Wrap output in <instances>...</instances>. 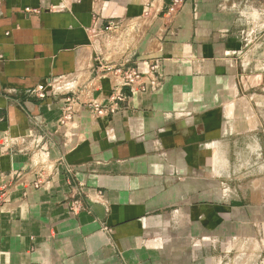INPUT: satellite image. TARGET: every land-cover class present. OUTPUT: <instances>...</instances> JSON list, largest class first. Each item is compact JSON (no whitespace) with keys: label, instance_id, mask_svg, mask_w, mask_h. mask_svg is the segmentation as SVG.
<instances>
[{"label":"crops","instance_id":"obj_1","mask_svg":"<svg viewBox=\"0 0 264 264\" xmlns=\"http://www.w3.org/2000/svg\"><path fill=\"white\" fill-rule=\"evenodd\" d=\"M173 1L0 0V264H264V0Z\"/></svg>","mask_w":264,"mask_h":264},{"label":"rangeland","instance_id":"obj_2","mask_svg":"<svg viewBox=\"0 0 264 264\" xmlns=\"http://www.w3.org/2000/svg\"><path fill=\"white\" fill-rule=\"evenodd\" d=\"M262 122L263 127L257 132V139L231 142L230 152H227L231 160L227 163V168L232 172L234 185L246 186L258 180L264 183V116ZM212 244L219 246L221 243L217 239ZM203 248H208V239L201 238V249Z\"/></svg>","mask_w":264,"mask_h":264},{"label":"built area","instance_id":"obj_3","mask_svg":"<svg viewBox=\"0 0 264 264\" xmlns=\"http://www.w3.org/2000/svg\"><path fill=\"white\" fill-rule=\"evenodd\" d=\"M92 1H97V0H92ZM179 3H180V0H174L172 7L170 8V12H173ZM113 27H114V23L110 22L104 29L106 31H109V30H112ZM148 84H150V86L153 89H156L158 85L154 78L148 81L145 79L143 75L139 74L137 71L133 69L127 70V72L124 73L123 86L128 88L130 92L143 91L146 85ZM29 94L35 95L38 98H44L45 88L40 87L38 91H30ZM109 100H110L109 106L106 108L100 107L95 104L91 105L96 116H102L105 113H113L115 111L114 107L116 103L119 101H122V98L120 95L117 94L111 97ZM62 101H63V122H64V121H68L69 119H71L73 111H74L73 107L75 104V100L72 97L64 96L62 98Z\"/></svg>","mask_w":264,"mask_h":264}]
</instances>
